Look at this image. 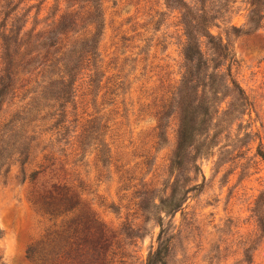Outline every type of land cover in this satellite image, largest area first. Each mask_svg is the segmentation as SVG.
Returning a JSON list of instances; mask_svg holds the SVG:
<instances>
[{"label": "rangeland", "instance_id": "rangeland-1", "mask_svg": "<svg viewBox=\"0 0 264 264\" xmlns=\"http://www.w3.org/2000/svg\"><path fill=\"white\" fill-rule=\"evenodd\" d=\"M220 1L229 5L212 33L236 62L232 77L223 66L219 112L195 137L202 186L173 214L152 205L174 179L185 186L194 176L187 163L171 175L173 105L161 120L185 72L180 10L165 0H98L92 24L82 0H0V75L9 76L0 106V264H146L160 216L172 236L166 264H264V15L252 23L249 0L209 3ZM66 14L80 20L60 36L62 52L40 57L37 34ZM92 38L97 58L80 62L73 93L57 99L50 83L68 73L57 59ZM63 196L78 209L54 217L49 204Z\"/></svg>", "mask_w": 264, "mask_h": 264}, {"label": "trees", "instance_id": "trees-1", "mask_svg": "<svg viewBox=\"0 0 264 264\" xmlns=\"http://www.w3.org/2000/svg\"><path fill=\"white\" fill-rule=\"evenodd\" d=\"M82 1L90 4V7H88V14H90L89 17L92 19L90 22L92 24H98L99 14H96L99 9L98 0ZM209 2L210 0H192V2L188 0H165L169 9H178L181 13L178 25L182 26L183 35L185 36L182 51L185 59V72L179 85L174 92H172L171 99H168L169 102L167 100L163 105L161 120L168 114L166 112L167 107L173 105L174 109L179 114V127L178 143L170 165L171 175L180 170L186 163L190 165V172L194 174V176L189 178V183L185 186H182L181 179H174L170 184L171 191L169 194L162 197L159 203H154L152 205V209H160L167 213L174 214L182 210L189 197V193L200 189L202 186V183L199 182V176L201 175L204 179V174L198 163V154L195 153L194 150L195 137L202 129V126L208 122V120L212 119V112H219V104L217 101L220 99L217 97L219 93L217 81L218 78L221 77L223 66L229 63L227 74L232 77L231 66L232 63L236 62L235 53L230 45L224 43L222 37L215 36L212 33V26L215 25L214 20H217L219 16L223 15V11H227L229 3L220 1L218 5L214 4V7H212ZM248 2L250 4V21L252 23H257L260 13L264 15V0H249ZM15 7H17V5ZM85 7L86 6H81L82 9ZM263 15L261 17H263ZM79 20L80 18L73 17L72 14H66L61 18L57 26L37 34L35 43L38 42L42 50L46 51L43 56H40L43 51L38 53L37 57L40 56L45 57L46 60H53L48 58V55L52 54L49 48L55 47L54 53L56 54L62 52L61 50L66 44H62L63 39L60 36H63L67 30H70ZM60 43L62 46H58ZM96 48L95 38L88 41L75 42L72 44V48L64 51L62 56L57 59L58 62L63 63L68 72H64L63 74L59 73L61 80H52L50 83L53 87H59L57 99L65 98L70 92L73 93V85L76 81L75 76L80 70V62L88 61V63H91L94 61V59L97 58ZM5 56L7 59L10 58L8 52H6ZM71 64H73V66L69 68ZM46 66L49 68L56 65L46 63L44 67ZM84 68L85 67H82V69ZM50 73L52 74L53 72L50 71ZM66 74L69 76L67 79L65 78ZM8 78L9 76L7 74L0 75V106L2 105L4 91H6L7 88L6 79ZM91 81L94 83L96 80L91 78ZM208 93L213 95L212 98L208 96ZM159 127L161 128L162 124H160ZM1 139H3V137H0V140ZM99 153L100 159L105 161L104 157L108 153L106 148L99 149ZM259 154L264 160V152H259ZM38 172L39 171H35L32 177L36 176ZM74 199L75 197H71L70 199L68 196H63L57 202L49 204L51 209L48 213L54 215V217H59L74 212L79 206V202ZM141 208L144 212L151 213V207L145 204V202L142 204ZM82 219L86 220V216H82ZM78 220L81 221L80 218H78ZM69 222L72 224L73 220H69L68 223ZM158 222L162 226L158 239V246L149 253L146 264H166V258L170 254L172 236H164L166 230L163 227L162 216L159 217ZM92 223L95 224L96 222L93 221ZM75 224H77V222H75L74 225ZM79 224H81V222ZM87 229L91 228L87 227ZM99 238L101 239L102 236ZM60 246L63 248L67 247L68 243Z\"/></svg>", "mask_w": 264, "mask_h": 264}]
</instances>
